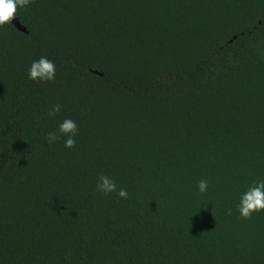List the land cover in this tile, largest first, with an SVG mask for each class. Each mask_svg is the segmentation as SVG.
Masks as SVG:
<instances>
[{
  "label": "trees",
  "instance_id": "1",
  "mask_svg": "<svg viewBox=\"0 0 264 264\" xmlns=\"http://www.w3.org/2000/svg\"><path fill=\"white\" fill-rule=\"evenodd\" d=\"M18 15L28 33L0 29V264H264V212L236 210L264 179V0ZM42 56L53 82L28 79ZM66 118L72 149L47 140ZM99 175L128 198L97 192Z\"/></svg>",
  "mask_w": 264,
  "mask_h": 264
},
{
  "label": "clouds",
  "instance_id": "2",
  "mask_svg": "<svg viewBox=\"0 0 264 264\" xmlns=\"http://www.w3.org/2000/svg\"><path fill=\"white\" fill-rule=\"evenodd\" d=\"M33 0H0V29L11 25V21L18 15V9H26ZM28 79L33 82L47 83L53 82L56 76V66L53 61L42 56L39 60L33 61L28 68ZM61 111L59 104L53 105L48 112V115L55 118L57 113ZM78 126L71 118L64 119L58 126L56 131L49 132L47 140L49 144H53L61 138H66L64 147L72 149L76 145V135ZM209 189V181L207 179L199 180L196 191L203 195ZM97 192L109 195L116 194L120 199L128 198L126 188L118 186L116 181L108 175H99L96 183ZM240 218L250 219L253 214L264 212V179L255 181L251 186L247 187L239 195L237 209ZM232 212L228 209V214Z\"/></svg>",
  "mask_w": 264,
  "mask_h": 264
},
{
  "label": "water",
  "instance_id": "3",
  "mask_svg": "<svg viewBox=\"0 0 264 264\" xmlns=\"http://www.w3.org/2000/svg\"><path fill=\"white\" fill-rule=\"evenodd\" d=\"M11 22L19 31L28 33V30L20 23L18 18H13Z\"/></svg>",
  "mask_w": 264,
  "mask_h": 264
}]
</instances>
